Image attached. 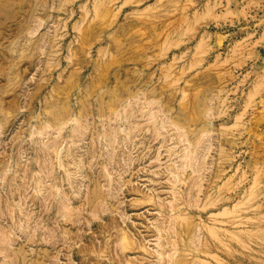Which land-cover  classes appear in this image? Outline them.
<instances>
[{
	"label": "rangeland",
	"instance_id": "374dc122",
	"mask_svg": "<svg viewBox=\"0 0 264 264\" xmlns=\"http://www.w3.org/2000/svg\"><path fill=\"white\" fill-rule=\"evenodd\" d=\"M55 140L74 199L43 230L73 239L47 251ZM3 237L0 264H264V0H0Z\"/></svg>",
	"mask_w": 264,
	"mask_h": 264
},
{
	"label": "bare ground",
	"instance_id": "6f19581e",
	"mask_svg": "<svg viewBox=\"0 0 264 264\" xmlns=\"http://www.w3.org/2000/svg\"><path fill=\"white\" fill-rule=\"evenodd\" d=\"M45 122L42 123V125H44L45 128ZM60 127H59V132L64 128V125L67 124V120L60 121L57 123ZM49 127H51V122L48 125ZM42 128V127H39ZM77 129L73 130V135H79L78 131H76ZM42 135L45 134V132H40ZM58 144L57 141H53V143H50L47 145V147H45V151L47 153V156L50 157V159H37L36 163H35V168L38 170L37 175L34 179V184L36 185V187L41 188L42 189V185L45 182V180H47L45 183L50 182V184H48V187L46 188L48 191V193L41 194L40 192H38L35 196V198L33 199L34 201V205L37 207L38 209V216L39 219L37 220V224L34 227V231L32 233L33 236H29V234L31 233H27L24 230H21L20 233L21 234H25L27 233L28 237L30 238H35L36 242H40L41 246L43 248H46V250H51L52 248H55V245L63 242V244H69V241L73 238H70V233L68 231H65V233L68 234V239L65 238H61L58 234V230L57 228L51 227L49 228V230L44 231L43 227L45 226V222L47 220H51L52 219L55 221H57V219L59 217L65 216L64 213L62 212L61 209L66 208V203L70 200H73L74 197L70 196L68 191L66 190H60L58 191V185H62V181L57 179V167H59L61 170L65 169L66 167V162L64 160L67 159H60L61 157L59 156L58 153V148H57ZM49 150H52V153L49 152ZM45 151L43 150V152L45 153ZM96 163H100V159H95ZM82 165V163H81ZM80 168H82L81 166H79ZM92 168V167H90ZM93 173H88L86 172L85 176L88 179L89 184L93 187V191L91 193V197L89 200V204H88V209L89 210H93L96 206H92V204H94L96 202V198L95 195H98V191L97 188L100 187L99 186V177H92ZM68 176V175H67ZM176 181H180L179 180V175H176ZM64 182V181H63ZM46 201L48 202V204L46 205ZM60 208V209H59ZM19 211L20 214H22V210L20 207H18L17 209ZM82 211L80 210V214ZM18 213V212H17ZM46 218V219H45ZM81 218V217H80ZM51 225L50 223H48L46 226ZM82 236H80L81 238ZM26 238V237H25ZM29 238V239H30ZM12 240L7 239L6 237L0 238V255H3V260H5V258H9L10 255L7 252L6 249V245L11 244ZM27 241V238H26ZM28 242V241H27ZM69 249L71 248V244H69ZM56 249V248H55ZM67 249V247H66ZM84 248L80 247L78 250H76V254L82 253L84 252ZM42 261L39 262L38 264H43L44 258L47 256L46 252L42 251L41 253H39ZM64 256V254H63ZM58 252H57V257H54V260L50 261V264H60L58 261ZM61 258V257H60ZM47 260H50V258H47ZM88 260H92L94 262V264H97L100 262V258L98 257H88ZM85 258L81 257V263H84ZM5 263V261H4Z\"/></svg>",
	"mask_w": 264,
	"mask_h": 264
}]
</instances>
